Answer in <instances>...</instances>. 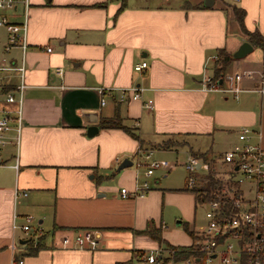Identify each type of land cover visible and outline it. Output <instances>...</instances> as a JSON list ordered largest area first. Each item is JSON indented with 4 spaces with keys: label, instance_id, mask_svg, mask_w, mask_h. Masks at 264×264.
I'll list each match as a JSON object with an SVG mask.
<instances>
[{
    "label": "crops",
    "instance_id": "0c3cea01",
    "mask_svg": "<svg viewBox=\"0 0 264 264\" xmlns=\"http://www.w3.org/2000/svg\"><path fill=\"white\" fill-rule=\"evenodd\" d=\"M1 15L21 22L22 5ZM263 25L264 0H29L24 53L18 45L5 49L0 26V115L20 108L19 133L14 122L2 133L0 264H147L150 250L169 258L174 248L164 243L196 244L205 222L196 219L188 173L183 184L163 168L147 178L135 162L147 149L169 161L180 149L186 158L191 151L219 155L243 125L264 147V48L249 40ZM244 41L251 50L234 57ZM221 51L229 55L217 79L223 90H205L202 78L221 65ZM22 61L23 71L14 68ZM129 86L139 87V98L119 100V89ZM110 118L127 130L100 124ZM90 125L97 130L87 135ZM124 158L131 165L117 170ZM143 178L150 179L144 195L120 196V187L130 192ZM26 215L28 232L20 227ZM150 227L163 243L142 231ZM81 230L96 237L95 248L76 245ZM38 238L42 246L30 252ZM184 257H174L176 264H187Z\"/></svg>",
    "mask_w": 264,
    "mask_h": 264
},
{
    "label": "built area",
    "instance_id": "2783aa9c",
    "mask_svg": "<svg viewBox=\"0 0 264 264\" xmlns=\"http://www.w3.org/2000/svg\"><path fill=\"white\" fill-rule=\"evenodd\" d=\"M18 3L22 5L23 19L21 22H12L5 15L0 16V26L7 31V41L5 49L12 45H18L24 53L26 49V22L29 8V0H0V9H12ZM264 48V25L261 31ZM50 50V47L47 48ZM217 59L216 54L211 56ZM4 60V59H3ZM23 60V56H22ZM147 65L145 60L134 64L135 70H142ZM13 68V67H12ZM20 71L24 70L23 61L18 67ZM61 73V69L57 70ZM260 76H264L262 73ZM240 74L235 73L238 79ZM202 88L205 90H223L220 88L217 79L210 75H205L201 81ZM24 84L20 82L16 89L21 93ZM231 90L238 92L240 88L235 85ZM264 91L263 87L258 89ZM100 94V104L105 103L103 94L105 89L98 88ZM140 89L137 86L123 87L119 89V100L138 99ZM5 100L11 102L14 97L11 93L5 95ZM145 107H152V100L144 102ZM15 115L9 110H3L0 115V166L4 164L1 157V147L6 140L2 133L11 129V124L15 123L17 134L20 131V108H17ZM253 132L248 126H240L237 131V142L229 149L221 152L216 161L226 163L227 167L223 173L218 171L217 166H210L207 161L194 155H189L183 166L187 171L186 189L191 190L198 185V175L209 169L214 174L218 183L215 197L207 198L205 201L208 207L203 212L204 226L199 232V240L194 247L190 249L188 255L183 258L187 264H198L200 262L207 264L217 259L221 264H240L241 255L247 254L250 258V264H264V147L252 141ZM153 150L147 149L143 153V158L147 160L146 169L143 172L145 176L153 174L157 168L170 169L172 161L167 159H157L152 156ZM16 160V158H15ZM141 164L138 159L135 166ZM14 166H17L15 161ZM247 181L246 187H241V183ZM150 185L147 180L137 182L132 191L125 187H120L119 194L123 198L130 196H141L146 193ZM25 194L26 192H22ZM31 215L24 217V223L20 225L21 229L28 232L31 229ZM41 230L36 227L33 234H40ZM73 240L78 247L93 249L97 246L96 237L90 230H81L74 234ZM67 245L66 239L61 243ZM13 248V244H11ZM170 256L167 260L158 257L157 252L149 251L144 256L147 264H176L174 258L175 249H170ZM199 260H197V259ZM16 260V259H15ZM22 260L13 261V264H19Z\"/></svg>",
    "mask_w": 264,
    "mask_h": 264
},
{
    "label": "trees",
    "instance_id": "16d2710c",
    "mask_svg": "<svg viewBox=\"0 0 264 264\" xmlns=\"http://www.w3.org/2000/svg\"><path fill=\"white\" fill-rule=\"evenodd\" d=\"M233 10H234V14L237 20L240 23H242V14H243L242 10H240L238 7H235V6H233ZM249 40L253 42L254 44L263 45L262 36L256 31L249 33ZM228 60H229V55L221 51V65L214 70V74L212 76L213 78L218 79L221 71L224 68V65L226 64ZM100 124L102 126L121 127L127 130V128L118 121V118L102 119ZM191 153L192 155L197 156L198 158H201L204 161H207L210 166L214 164V162L216 161L218 157V155L210 156L206 152L201 153L197 151H191ZM197 180H198V185L191 189V191L195 193V197L197 199L205 200L207 198L215 197L216 194H218L216 191V189L218 188V183L211 169H209L208 171L202 174H199ZM185 229L188 230L189 233H192V231L188 229V226H185ZM142 231L144 233H147L151 238L157 240L158 242L160 243L164 242V240L161 238L160 230L157 227L155 228L150 227L149 229L146 228L145 230H142ZM41 246L42 245H41L40 239L38 238L36 239L34 246H30L29 251L34 252ZM164 246L166 248L175 249V253H174L175 258H180L182 256L188 255L190 249L194 247V245H191L188 247H174V246L168 245L167 243H164ZM249 258L250 257L247 254L243 253L241 255L240 264H250ZM15 259H16V256H15ZM117 264H129V262H121Z\"/></svg>",
    "mask_w": 264,
    "mask_h": 264
},
{
    "label": "rangeland",
    "instance_id": "374dc122",
    "mask_svg": "<svg viewBox=\"0 0 264 264\" xmlns=\"http://www.w3.org/2000/svg\"><path fill=\"white\" fill-rule=\"evenodd\" d=\"M150 1H153V0H150ZM175 1L176 0H168V2H170V3H175ZM178 151L176 153L177 154L176 157L170 158L173 165L170 169H168V171L166 173H167V177H171L172 180L174 181V183H182L183 184L185 181V175L187 173L183 164H184V162H186L188 157L186 158V154L183 152V149L182 150L180 149ZM153 158H157V157L154 156ZM157 159H160V158H157ZM163 159H165V158H163ZM145 163H147V160H145L143 158V160L141 161V164L138 166L140 172L145 171V169H146ZM217 166H218V168H217L218 171L220 173H223L227 167V164L221 163V164H217ZM159 171H162V170H160V168L155 169L153 174L149 175V178H152L154 175L159 174L160 173ZM146 177L148 178V176H146ZM146 180L149 183L150 179H146ZM149 185H150V183H149ZM248 185H249V183L247 181L241 183V187H246ZM207 207H208V204L205 201H201L200 199L195 200V208H196L195 214H196L197 220L199 219V221H201L202 216H203V212ZM188 229H189V227H188ZM217 262L218 261L215 259L212 261V263H207V264H216Z\"/></svg>",
    "mask_w": 264,
    "mask_h": 264
},
{
    "label": "water",
    "instance_id": "95a60500",
    "mask_svg": "<svg viewBox=\"0 0 264 264\" xmlns=\"http://www.w3.org/2000/svg\"><path fill=\"white\" fill-rule=\"evenodd\" d=\"M213 2V0H203L204 5L209 6L211 5ZM249 50H251V45L247 42L244 41L241 43V45L238 47V49L233 53L234 57H240L243 54H245L246 52H248ZM97 130V126L95 125H90L87 127V135H92L95 131ZM131 161L127 158H124L117 166V170H119L120 168L126 167L128 165H131ZM25 241V240H23ZM22 241V242H23Z\"/></svg>",
    "mask_w": 264,
    "mask_h": 264
}]
</instances>
